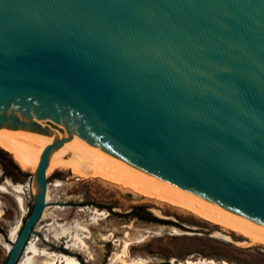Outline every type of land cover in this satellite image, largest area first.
<instances>
[{"label": "water", "instance_id": "1", "mask_svg": "<svg viewBox=\"0 0 264 264\" xmlns=\"http://www.w3.org/2000/svg\"><path fill=\"white\" fill-rule=\"evenodd\" d=\"M0 128L143 170L264 230V0H0Z\"/></svg>", "mask_w": 264, "mask_h": 264}, {"label": "rangeland", "instance_id": "2", "mask_svg": "<svg viewBox=\"0 0 264 264\" xmlns=\"http://www.w3.org/2000/svg\"><path fill=\"white\" fill-rule=\"evenodd\" d=\"M58 167L62 171L55 172ZM25 168L0 147V225L7 229L0 235V264L15 240L11 232L17 233L32 206L35 168ZM46 178V206L18 262L31 254L26 252L31 243L37 249L32 264L49 260L48 253L67 255L80 264H171L172 259L187 258L264 264V244L184 208L94 173L76 175L65 166L50 167Z\"/></svg>", "mask_w": 264, "mask_h": 264}, {"label": "bare ground", "instance_id": "3", "mask_svg": "<svg viewBox=\"0 0 264 264\" xmlns=\"http://www.w3.org/2000/svg\"><path fill=\"white\" fill-rule=\"evenodd\" d=\"M46 145L47 143L40 142L32 133L21 135L6 128H0V146L11 152L14 159L23 167H34L36 169L40 154ZM93 165L94 163L87 155L59 147L50 154L46 171L52 166H65L70 168L71 172L76 175L82 176L85 173H94L96 176L129 188L139 194L184 208L200 218L242 234L254 242L264 244L263 229L221 210L146 171L129 170L124 165H120L105 178L97 174L98 169ZM11 236H15L14 230L11 232ZM27 252L31 254L18 264H32L30 258L37 253V249L30 243ZM47 255L51 258L41 264H80L67 255L58 256L55 253H48ZM171 261L172 264H228L226 261L217 263L215 260L207 258H187L184 261L172 259Z\"/></svg>", "mask_w": 264, "mask_h": 264}, {"label": "flooded vegetation", "instance_id": "4", "mask_svg": "<svg viewBox=\"0 0 264 264\" xmlns=\"http://www.w3.org/2000/svg\"><path fill=\"white\" fill-rule=\"evenodd\" d=\"M2 172H3V175H4V176L11 178V174H9V171L4 170V171H2ZM7 193H10V191H7ZM6 216H8V214H7ZM5 220H7V219H5ZM25 220H26V219H25ZM25 220H24V222H25ZM7 221L9 222L10 220H7ZM24 222H21V226H20L19 230L17 231V233H16V230H14V231H15V238H16V236L18 235L20 229L22 228ZM0 230H1L0 235H3L4 232L7 233V229L4 228L3 225H0ZM27 243H28V242H27ZM26 245H27V244H26ZM25 247H26V246H25ZM27 247H28V246H27ZM24 249H25V248H24ZM26 252H27V250H26ZM4 263H5V262H4ZM17 263H19V262H17ZM171 264H172V263H171Z\"/></svg>", "mask_w": 264, "mask_h": 264}, {"label": "trees", "instance_id": "5", "mask_svg": "<svg viewBox=\"0 0 264 264\" xmlns=\"http://www.w3.org/2000/svg\"><path fill=\"white\" fill-rule=\"evenodd\" d=\"M2 149H4V150H6L5 148H3L2 146H0ZM7 152H9L8 150H6ZM11 155H12V153L11 152H9ZM12 157H13V155H12ZM13 159H14V157H13ZM15 160V159H14ZM16 161V160H15ZM16 163L22 168V169H26L25 167H23V166H21L17 161H16ZM14 168H16V170H18V172H20L19 170V167L17 166V165H14ZM59 168H61V167H58V168H55L56 170H55V172H58V171H62L61 169H59ZM144 208V206H134L133 207V209H143Z\"/></svg>", "mask_w": 264, "mask_h": 264}]
</instances>
